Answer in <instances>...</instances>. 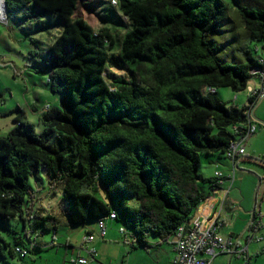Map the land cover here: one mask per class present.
I'll return each instance as SVG.
<instances>
[{"label":"trees","instance_id":"obj_1","mask_svg":"<svg viewBox=\"0 0 264 264\" xmlns=\"http://www.w3.org/2000/svg\"><path fill=\"white\" fill-rule=\"evenodd\" d=\"M114 1L130 23L119 38L73 18L79 0L4 1L15 24L46 31L51 15L61 29L40 59L59 107H31L41 113L39 132L15 108L0 138V225L13 239L0 234L1 255L4 247L11 258L34 257L47 247L39 237L61 221L83 227L111 212L133 249L147 248L149 236H174L215 189L217 178L197 173L200 156L225 158L232 128L248 123L256 96L227 106L217 89L245 91L258 77L250 70H264V54L249 47L264 41V0ZM107 66L128 77L108 82ZM41 179L49 194L60 186L54 214L35 207L41 196L29 181ZM12 218L22 233L8 228Z\"/></svg>","mask_w":264,"mask_h":264},{"label":"rangeland","instance_id":"obj_2","mask_svg":"<svg viewBox=\"0 0 264 264\" xmlns=\"http://www.w3.org/2000/svg\"><path fill=\"white\" fill-rule=\"evenodd\" d=\"M113 6L112 12L108 11L109 6ZM4 21L0 22V138H5L7 133L14 126L12 120L16 116L11 113L15 108H20L27 113V122L35 126V131L39 132L38 117L41 115L40 111L32 112L31 107L35 106L39 110L44 106L50 108L59 107L60 96L50 90L48 82V73L43 69L41 63V55L45 53L47 46L54 40L61 29V24L54 16H46L45 20L50 19L52 28H47L46 31H36L35 25L15 24L6 17V12H3ZM73 18H81L92 29L95 34H98L101 28L113 29V33L119 38L126 31L130 29V23L127 18L120 12L118 5H115L112 0H79ZM5 20L8 23H5ZM22 24V25H21ZM257 47V51L254 50ZM264 41H259L251 44L250 50L254 57L262 56ZM32 51H37L33 54ZM104 77L108 82L115 78H127L128 73L124 69L118 67L107 66L105 68ZM255 79V78H254ZM250 85L256 84V80L248 82ZM219 98L225 102L227 106H242L246 102V92H233L230 88L217 89ZM259 131V129L257 130ZM256 131V132H257ZM264 149V146H262ZM221 163L216 156H200V166L198 168V175L201 177H213L215 167ZM244 168H240V167ZM238 166L241 170H234V176L230 183L227 182L226 188L229 187L230 195L235 197L236 206L238 203L248 208L246 214V225L250 221V214L255 206L257 218L254 220V225L261 222L257 229L253 230V236L261 240L259 242L252 241L249 243L248 250L243 254L242 258H250L251 264H264V183L257 187V177H260L259 168L257 166L240 163ZM252 170H251V169ZM241 176V180L240 177ZM34 192L39 193L41 199L37 200L35 207L44 210V214H54L58 210L60 203V186L54 188L56 193L49 194V187L47 182L41 179V182L29 181ZM201 187L205 192L209 191V186L202 183ZM258 188V190L256 189ZM241 191V192H240ZM96 222H88L85 227H96ZM109 229L105 241H99L95 238L94 244H97L96 258L94 262L89 264H122V260L127 254H131L132 250H137V254H145L140 248H131L130 236L128 234L127 240L120 238L118 233L119 227L122 224L118 221H107ZM8 228L12 231L22 233L23 226L18 218H12L9 221ZM245 225L237 228V235L240 236V248H244L249 231H244ZM7 228L0 225V234L5 240L13 241L12 235L6 230ZM84 227H70L67 223L61 221L55 233L45 232L39 240L46 243L47 247L33 256H28L24 260L18 258H11L7 250L2 247V255L0 254V264H59L60 254L66 248V242L77 243L84 234ZM244 231V232H243ZM243 232V233H242ZM40 230H37V234ZM36 234V235H37ZM35 238L34 234L30 236ZM52 239L54 242H52ZM51 244H54L51 246ZM123 246L129 247V251H125ZM58 254V257H57ZM136 253L132 255L135 257ZM131 256V262L134 263ZM5 257V258H3ZM36 257V258H35ZM126 261V260H125ZM125 263V262H123ZM211 264H229L227 257L218 255L213 259ZM232 264H243V259H233Z\"/></svg>","mask_w":264,"mask_h":264},{"label":"crops","instance_id":"obj_3","mask_svg":"<svg viewBox=\"0 0 264 264\" xmlns=\"http://www.w3.org/2000/svg\"><path fill=\"white\" fill-rule=\"evenodd\" d=\"M254 80L257 81V85L252 83L250 86L259 89V87L261 85L260 79L255 78V79H253V81ZM245 97H246V102L244 103V105L247 104V97H248L247 93H246ZM257 98L258 97H256V100H257ZM254 115L256 117H258L259 119L264 120V100H262L259 103V105L255 108ZM257 130H258V128L256 129V131ZM256 131L253 135L249 136V138L246 140V142L244 144L245 152H244L243 156H245L247 158H257V159L264 161V149H262V146H264V127H261V128H259V131H257V132ZM219 160L222 162L221 163L219 162L216 165L214 173L220 172L221 174H223L225 180L223 181V183L220 185L219 188L214 189L211 192L210 198L207 200V202L202 203V205L200 206L198 211L195 212V217H197L198 219H201L203 217L201 214H203V215L205 214V216L208 215L209 212L214 209L215 203L218 200H221L225 194L224 203H223V212L225 215L224 217L226 219L227 225L220 228L219 234L221 236H225V237L231 236L233 238H238L239 236L237 235V228L238 227L240 228L241 226L243 227L244 225H245L244 229H246L248 227V224L247 225L245 224L246 219H247L246 214H248V212H247L248 208L245 206V204L243 205L244 201H242V204L238 203V205L236 206L235 197L230 195L229 187L226 188L225 183H227V182L230 183V180H226V177L229 174H231V168H232V166H234V164H232L230 161H228L225 158H219ZM240 163L257 166L259 168L258 171H259L260 179H261V182L259 185L264 183V168L261 167L264 165L257 164L255 162L251 161L250 159H241L237 162V167L240 165ZM240 168L243 169L244 166L240 167ZM214 173L212 176H214ZM234 176H236V175H234ZM239 178H240V180L242 179L241 176ZM231 183H232V180H231ZM257 190H258V188H257ZM255 213H256V211H255ZM256 218H254V219H256ZM108 220L112 221L111 219H105L104 220V226H105V235L104 236H100V234L98 232V226H96V227H85L87 225V224H85V226H83L85 228L84 234L82 235V237L79 239V241L77 243H75V244H73L72 242H66L65 243L64 246L66 248L60 254L59 264H69L68 260L72 256H80V257L86 259V264H89L90 262H94L95 258H96V254H97L96 248H97V244H98V242L96 244H94V241H95V238H97L99 241H105L106 240V237H107L108 231H109V229L107 227V221ZM118 233H119V231H118ZM89 235L92 237V239L90 241H85L84 238L89 236ZM119 235H120V233H119ZM121 236L125 242L127 240L126 234L120 235V238H121ZM39 241H41V243L44 245L46 244V243H43L42 240H39ZM130 241H131V239H130ZM52 242H54L53 239H52ZM173 242H174V236L167 238V239L149 236V237H147L148 247L142 249L143 253H145V254H143V255L137 254L138 253L137 250H132L133 252L131 254H127V256L124 257V259L122 260V264H172V258L174 255ZM251 242L252 241H248V240L246 241L245 247H247V250L249 247L248 245ZM239 248H240V245H239V241H238V245L236 246V249H239ZM123 249L127 252V251H129L130 248L123 246ZM91 250L93 251L92 254L90 253ZM135 253H136V255H135V257H133L132 255H134ZM131 256L133 257L134 263L131 262ZM220 256L225 257V259L227 257V262H229V264H232L233 259L234 260L238 259L237 255L235 253H233L231 255L220 254ZM57 257H58V254H57ZM240 259H242V258H240ZM212 261H211V263H212ZM123 262H125V263H123ZM249 264H251L250 261H249Z\"/></svg>","mask_w":264,"mask_h":264},{"label":"built area","instance_id":"obj_4","mask_svg":"<svg viewBox=\"0 0 264 264\" xmlns=\"http://www.w3.org/2000/svg\"><path fill=\"white\" fill-rule=\"evenodd\" d=\"M115 4V1L112 0ZM5 15V14H4ZM5 17H0V22L4 21ZM6 20L5 23L6 24ZM264 61L260 60V64ZM251 75H257L261 84L264 83V70L259 68L250 70ZM253 80V79H252ZM251 80V81H252ZM261 86V85H260ZM208 91L214 92V89L207 88ZM248 96L258 97L260 94L259 89L250 86L248 83L245 89ZM244 131L240 132L238 127H233L232 132L234 139L229 142L226 151L224 153L225 158L232 164L244 155L245 148L244 144L249 136L253 135L257 129V125L248 117V123L244 126ZM234 175V167L231 168V174L226 177V180H231ZM214 177L217 178L215 189L219 188L225 180L223 174L215 172ZM224 197L215 203L214 209L209 212L208 215L201 214L203 217L198 219L193 217L186 223L180 225L174 234L173 251L174 255L172 258V264H210L211 261L220 254L231 255L235 253L238 258H242L243 254L247 252V247L236 249L238 245V238L231 236H221L219 230L221 227L226 226L227 222L223 212ZM207 202V201H205ZM204 203V202H203ZM202 205V204H201ZM200 205V206H201ZM200 206L196 209L198 211ZM115 214L111 212L107 219L114 220ZM264 219V218H262ZM261 218L258 223L260 224ZM257 224V225H259ZM257 225L252 223L247 231H249L248 241L259 242L260 239H256L252 234L253 230L257 229ZM98 232L100 236L105 235L104 220L97 222ZM121 235L124 234V229L120 227L118 229ZM92 237L89 235L84 238L85 241H90ZM92 254L93 251L91 250ZM243 264H249L250 258H242ZM69 264H86V259L80 256H72L68 260Z\"/></svg>","mask_w":264,"mask_h":264},{"label":"water","instance_id":"obj_5","mask_svg":"<svg viewBox=\"0 0 264 264\" xmlns=\"http://www.w3.org/2000/svg\"><path fill=\"white\" fill-rule=\"evenodd\" d=\"M5 0H2V3H3V10H4V12H5V2H4ZM259 91H260V94H259V96H258V98H257V100L254 102V104L253 105H251L250 106V108H249V110H248V112H247V114H248V117H249V119L251 120V122H254L256 125H257V128L259 129V128H261V127H264V120H261V119H259L258 117H256L255 115H254V110H255V108L259 105V103L262 101V100H264V83H262L261 84V86L259 87ZM241 159H250L251 161H253V162H255V163H257V164H260V165H264V161H262V160H260V159H257V158H247V157H245V156H241L240 158H238V160L237 161H235L233 164H234V170H240V171H245V172H248L247 170H241V169H239L238 167H237V162L239 161V160H241ZM260 182H261V179H260V177H257V187L259 186V184H260ZM257 189V188H256ZM255 218V206L253 207V209H252V211H251V214H250V221H249V223H248V227L246 228V230H248V228L250 227V225L252 224V223H254V219ZM257 224H259V223H257ZM256 224V225H257ZM258 226L259 225H257V228H258ZM245 229H244V231H246ZM243 231V232H244ZM242 232V233H243ZM241 237V235L238 237V239Z\"/></svg>","mask_w":264,"mask_h":264},{"label":"bare ground","instance_id":"obj_6","mask_svg":"<svg viewBox=\"0 0 264 264\" xmlns=\"http://www.w3.org/2000/svg\"><path fill=\"white\" fill-rule=\"evenodd\" d=\"M3 12H4V10H3V3H2V0H0V17H4Z\"/></svg>","mask_w":264,"mask_h":264}]
</instances>
